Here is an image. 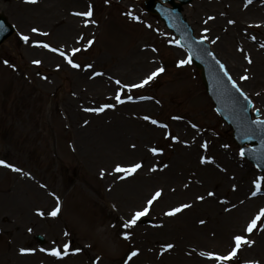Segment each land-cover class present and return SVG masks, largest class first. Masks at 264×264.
Listing matches in <instances>:
<instances>
[{
    "label": "rangeland",
    "instance_id": "1",
    "mask_svg": "<svg viewBox=\"0 0 264 264\" xmlns=\"http://www.w3.org/2000/svg\"><path fill=\"white\" fill-rule=\"evenodd\" d=\"M142 1L119 4L110 0H52L54 5L46 11L37 5L26 6L35 4L27 0H0V12L16 29L0 45V160L21 169L16 172L0 165V264L8 258L11 263L13 252L20 259L40 251L49 254L56 246V235H63L66 229L77 237L75 245L87 251L79 264H124L132 250H138V254L128 264H264V245L258 250L242 245L235 257L225 261L207 255L228 256L235 247V235L252 240L245 228L264 209V180L262 191L256 195L259 203L241 206L243 198L251 195L253 181L264 174L239 155L231 129L215 113L198 72L190 63L179 65L180 60L188 58L186 52L175 44L174 36L156 15L145 12ZM227 1H235L239 13L245 14L247 6L243 3L248 0ZM203 5L202 0H192L184 6L183 15L195 34L207 37L214 52L229 62L231 47L237 42L228 39L225 47L224 43H212L215 32L197 23L214 21L206 16ZM62 7L69 15L92 11L91 17L84 16L81 33L63 31L64 21L58 19ZM247 17L253 23L261 19L260 15ZM230 19L224 17L221 26L235 32L237 24H227ZM33 28L39 31L32 32ZM246 33L245 38L250 36L253 46L264 49L257 27L251 26ZM23 36L29 40L24 41ZM242 38L239 35V40ZM88 40L94 41L90 47H86ZM40 43L60 49L81 67L73 68L58 52ZM73 48L81 51L73 54ZM34 60L41 63L34 64ZM161 67L164 71L147 84L130 87L141 84ZM239 69L243 73L235 80L237 85L264 118L260 78L251 73L246 79L250 85L246 86L240 79L247 76L246 69ZM254 70L264 72L258 67ZM102 86L104 91L96 99L94 92ZM117 92L123 103L116 102ZM105 104L115 105L112 114L118 122L114 125L103 119L107 115L103 113L110 108L101 113L85 111ZM145 116L150 119L145 120ZM152 119L158 123L153 125ZM172 137L187 141L211 158L216 151L226 152V157L218 162L212 158L211 169L199 164L188 172L168 171L162 167L175 154ZM196 140L199 146L194 145ZM205 142L207 149L201 147ZM152 148L162 151L154 154ZM136 163L142 165L136 172L141 174L133 178L139 184L133 182L136 187L123 192L132 178L119 179L121 174L113 169L117 164L129 167ZM186 178L193 182L186 186ZM26 183L40 191L38 200ZM157 190L162 195L149 213L134 227L125 229L123 224L130 215L142 209ZM209 192L215 195L208 196ZM165 193L169 194L163 196ZM42 195L53 197L54 203L45 204ZM199 196L205 199L198 200ZM182 204L191 207L174 216L165 215ZM57 207V216L48 215ZM41 211L44 215L39 214ZM46 218L56 219L58 228L44 226ZM201 220L205 223H199ZM10 221L23 232L15 240ZM258 222L264 223V218ZM220 223H228L225 226L230 229L225 230L224 245L218 246ZM125 233L129 234L127 238ZM35 234L44 237V244L34 240ZM169 243L174 247L164 251ZM21 248L32 251L21 253ZM55 260L58 261L56 256ZM12 262L20 261L15 257Z\"/></svg>",
    "mask_w": 264,
    "mask_h": 264
},
{
    "label": "bare ground",
    "instance_id": "2",
    "mask_svg": "<svg viewBox=\"0 0 264 264\" xmlns=\"http://www.w3.org/2000/svg\"><path fill=\"white\" fill-rule=\"evenodd\" d=\"M65 2H71L72 0H63ZM74 1V0H73ZM112 2H116L119 4H123L125 1L127 0H111ZM204 5L201 7L202 10H206V16L209 15L208 17H212L213 18V22H211L210 24L205 23L207 25V28L216 31L217 33L220 34L221 39L223 42H225L228 39H232L235 42H237L235 45H233L231 48L233 49V54H230V61L227 62L226 59L224 60L223 58H221V60L223 61V63L225 64L227 70L229 71V73L231 74V76L234 78V80L238 81L239 80V76L243 73L239 67H243V69H246L245 72L247 74L248 79H250V75L251 73L255 74L256 78H260L258 79L259 82V86L264 88V72L259 71L258 73H256V71L254 70L255 67L261 68L264 70V49H257L255 46L252 45L251 41L249 38H245V34L247 32V29L252 27H257L258 32L261 34L262 37H264V0H253L251 3H248V7L246 9L245 14H240L238 11V4L235 3V1H230L228 2L227 0H202ZM206 3H205V2ZM48 3V5L46 6V3ZM17 4V3H16ZM26 5V4H25ZM39 6L41 8L44 7V10H50L51 7L54 5L52 0L49 1H43V0H37V2L34 5H26V6ZM46 6V7H45ZM68 13V14H67ZM75 13L78 12H72L69 15V11H67V8L62 7L61 11L58 13V19L59 21H64V28L63 31L64 32H69V31H80L79 33H81L84 29V16L81 15H76ZM255 14H258L261 16V20L257 21L256 23H252L250 22V20L248 19L247 16H251L254 17ZM224 17H229L231 18V21H234L233 24H237V27L235 28V32L233 29H229L227 30V27L225 25H223V27L221 26L222 24V19ZM241 18H243V21L241 22ZM222 18V19H221ZM263 19V20H262ZM245 20V21H244ZM199 23V21L197 22ZM228 24V23H227ZM239 35L244 36V38L239 40ZM225 47V45H224ZM240 49H242V51H240ZM245 56H249L252 60V63L249 64L247 62V60L244 58ZM251 66H253L252 68H250ZM254 76V77H255ZM254 77H253V81H254ZM246 84V86H249L250 84L248 83L249 81H242ZM108 86V85H107ZM105 86H102L98 89L95 90V96L96 99L100 98L101 96V91H104L103 88ZM107 88V87H106ZM109 97H112L109 95ZM115 107H112L110 109H107L103 114L107 113L106 116L103 117L104 121H106L109 125H114L115 122H118V119L115 115L112 114V109ZM102 114V115H103ZM103 123V122H102ZM103 125H105L103 123ZM106 126V125H105ZM135 137H139L138 135H136ZM174 144H175V154L173 156H171V159L167 162L164 163V166L162 167L163 169H168V171H175V170H180V172H182V170H186L188 172V170H190V167H197L198 165H202L199 161L200 158L203 157H209L206 156V154H201L199 151H197V147L193 148L190 145L187 144L186 141H184L181 138H176L174 140ZM226 152L224 151H216L214 154V157L216 159V161H220V159L224 160ZM165 165H167V167H165ZM205 167L207 168H212L213 163H205L204 164ZM206 168V169H207ZM210 171V170H209ZM183 173V172H182ZM141 173H139L138 175H140ZM136 174H134L132 177L128 178V180L130 181L132 178V182L128 183L131 184L129 186H127L126 188L123 189V192L127 191H131L132 189H134L136 186H134L132 183L134 182L135 185L139 184V180L134 181L133 178L135 177ZM137 175V177H138ZM184 184L190 185L191 181L190 179L186 178V180L183 181ZM121 184H123L122 182H119ZM25 187H27L28 189L31 190L32 196L35 200L39 199V195H40V191L35 189L34 186L31 183H26ZM118 193L121 195V197L123 196L122 192L120 190H118ZM169 193H165L163 196L168 195ZM43 198V202H45V204L49 203V204H53L54 203V198L53 197H48L45 195H42ZM245 203L241 206V208L250 206L253 207L254 205H257V203H259V198H251L248 197L246 199H244ZM186 219V218H185ZM48 222L46 224H43L44 226H46L47 228H58V224H55L54 221L56 219H47ZM228 223H220V226L217 227L218 231H217V242L216 244L219 246L220 243L222 245H224L226 237H225V230L230 229L227 228L225 225ZM10 226H11V230H15L13 233V239L15 240V236L21 235L23 234L21 228L18 226V224L16 222L10 221ZM232 226V225H231ZM264 227L262 226V228L256 232V240L251 244V247L253 249H260V247H262L264 245ZM256 230V229H255ZM11 234V232L9 233ZM68 235L70 236V241H72L73 244H68V248L64 249V247H62V242L66 239L65 236H62V234L60 233L59 236L56 235V239L54 242H56V248L57 250H60L62 255H61V260L56 261L55 260V256L49 254H46L44 252H36V253H32L29 254L28 257L26 259H20L16 256L15 252L12 253L11 255V263H9V258L6 259L3 263L1 264H13V260L15 259V257L17 258L18 263L16 264H79V262L83 259H85L87 251L84 248L79 249L78 246L75 245L76 243V239L77 237L73 236V234L71 232H68ZM10 243V239L8 244ZM221 246V245H220ZM264 248V247H263ZM77 249H79V251H77ZM191 249V248H189ZM264 252V251H263ZM26 260V261H25ZM143 263V262H142ZM109 264V263H107ZM241 264V263H238ZM256 264V263H254Z\"/></svg>",
    "mask_w": 264,
    "mask_h": 264
},
{
    "label": "snow or ice",
    "instance_id": "3",
    "mask_svg": "<svg viewBox=\"0 0 264 264\" xmlns=\"http://www.w3.org/2000/svg\"><path fill=\"white\" fill-rule=\"evenodd\" d=\"M27 2H29V3H36L37 0H27ZM248 2L251 3V0H248ZM75 14H76V15H81V16H86V17H91V16H92V11L89 10V11H86V12H84V13H75ZM209 19H213V18H212V17H209ZM205 23H207V21H205ZM228 23H229V24H232V23H234V21L229 20ZM38 31H39V30L36 29V28H33V29H32V32H38ZM204 31L207 32L208 30L205 29ZM41 34H42V35H48V33H41ZM22 38H23V40L26 41V42L29 40V37H28V36H23ZM204 39H207V37H202V38H201V42H203ZM216 39H219V38L217 37ZM253 39H254V38H253ZM169 42L171 43L172 41H169ZM212 42L215 43V40H213ZM93 43H94L93 40H88V41H87V45H86V47H90ZM175 43L179 45V44H180V41H175ZM39 46H42L43 48L49 49L50 51H52V52H54V53L58 52L59 55L63 56V57L65 58V60L67 61V63H68L69 65H71L73 68H80V67H81L80 64L74 62V59H73V58L67 56V55H66L63 51H61L60 49L55 48V47H51V46H50L49 44H47V43H40ZM262 47H264V46H262ZM154 50H155V49H154ZM80 51H81L80 48H73V49H72V53H73V54H75V53H77V52H80ZM240 51H242V49H240ZM209 55H211V53H209ZM244 58L247 60V62H248L249 64L252 63V60H251V58H250L249 56H245ZM213 59H215V57H213ZM5 63H7V61H5ZM33 63L38 65V64L41 63V61H39V60H34ZM189 63H191V56H189L187 59H183V60H180V61H179V65H181V66H183V65H185V64H189ZM216 63L219 65V68L223 71L224 75L227 76L228 80L231 81V83H232V87H233L234 89H236L238 92H240V94H241L242 96H244L245 99L247 100V99H248L247 96H246V95L243 93V91L239 88V86L237 85L236 81L232 80V77L229 75L228 71L226 70L225 65H224L223 63H221L219 60H216ZM86 67L91 68L92 66H91V65H87ZM163 71H164V69H163L162 67H161V68H157L155 71L151 72V74L148 75V76L146 77V79H144V80L141 82V84H139V85L133 84V85H131L130 87H132V88L142 87L144 84H147L149 81L153 80L155 77H157V75H158L159 73H162ZM95 75H101V73H95ZM247 78H248V77H247L246 75H243V76L240 77L241 80H246ZM120 83H121V82H120L119 80L116 81V84L119 85ZM125 87H128V86H125ZM127 99H128V100H131L132 97L129 96V97H127ZM115 100H116V102H117L118 104L124 102V101L121 99V95H120L119 92H117V94H116V96H115ZM112 107H115V105H112V104H105V105H103V106H101V107L85 109V111H90V112H95V113H101V112H104L105 109H107V108H112ZM144 119H145V120H149L150 117L145 116ZM85 123H87V121H85ZM151 123H152L153 125H156L158 122H157L156 120L152 119V120H151ZM253 123L256 124V125H264V120L257 119V120H255V121H253ZM192 126H193V127H196V125H192ZM160 127L167 128V125H160ZM249 138H251V137H249ZM172 139H176V137H172ZM133 147H135V146L133 145ZM201 147L204 148V149H207V147H208L207 142H205L204 144H202ZM224 147H227V145H224ZM151 151H152L154 154H156L157 152L162 151V149L152 148ZM239 155H240L241 157H244V156H245V150H244V149H241L240 152H239ZM199 162H200L201 164H205V163H214V160H213L211 157H203V156H202V157L200 158V161H199ZM0 165H3V166L8 167V168H11L13 171H16V172H20V171H21V169L16 168V167H14V166L11 165V164H7V163H6L5 161H3V160H0ZM141 167H142V165H141L140 163H136V164L131 165V166H129V167H122L121 165L117 164V165L114 167L113 171H114L115 173L121 174V175L118 176L119 179H124L126 176H129V175L135 174V173L137 172V170L140 169ZM165 167H167V165H165ZM152 170L155 171V169H152ZM104 174H105L104 171L101 170V176H103ZM262 180H264V177L258 178L257 180H254V181H253V183H254V185H255V191H252V192H251V195H252V196H256L257 193L261 191V181H262ZM233 190H235V185H233ZM161 195H162V192H161L160 190H157V191L151 196V198L148 199V200L146 201V204H145V206H144L142 209L137 210V211L133 212V213L130 215V218L127 220V222L123 224V227H124L125 229H130V228L134 227V226L137 224V222L140 220L141 217H145V216L149 213L151 206L153 205V203H154L155 201H157V199H158L159 197H161ZM207 195H208V196H213V195H215V194H214L213 192H209ZM197 199H198V200H203V199H205V197H203V196H199V197H197ZM221 202H222V203H225L226 201H221ZM189 207H191V205H189V204H182V205H180V206H178V207L172 208L170 211H168L167 213H165V215H167V216H174V215H176L177 213H180L183 209H185V208H189ZM226 210H227V209H226ZM58 212H59V207H57L56 209H54V210H52L51 212H49L48 215H50V216H52V217H55V216H57ZM39 214H40V215H44V213H43L42 211H41ZM262 218H264V209H260L259 212L257 213V215H256L254 218H252V219L250 220V222L247 224V226H246V228H245V231H246L247 233H249V234L253 233V231H254L255 229H257L258 221H261ZM199 223L204 224L205 221L201 220V221H199ZM29 231H31V229H29ZM124 235H125V238H127L129 234H128V233H125ZM233 240H234V242H235V247H234V248L232 249V251L228 254V256H219V255H215V254H213V253H208L207 255H208L210 258H215V259H218V260H221V261L229 260V259H231L232 257H235V256H236V254H237V250L240 249L242 245H251V244L253 243V241H250V240L247 239V237L244 236V235H235V236L233 237ZM68 247H69V246H68L67 244L64 245V249H67ZM173 247H174V245H172L171 243H169V244H167V245L164 247L163 250L166 251L167 249H171V248H173ZM29 251H32V250H31V249H25V248H21V249H20V252H21V253H26V252H29ZM77 251H79V249H77ZM50 254L53 255V256H56V257H60V256L62 255L61 251H60V250H57V249H55V248L50 250ZM137 254H138V250H132V251H130V253L128 254V260H131L132 257L137 256ZM201 255H204V253H201ZM128 260H126V261L124 262V264H128Z\"/></svg>",
    "mask_w": 264,
    "mask_h": 264
},
{
    "label": "water",
    "instance_id": "4",
    "mask_svg": "<svg viewBox=\"0 0 264 264\" xmlns=\"http://www.w3.org/2000/svg\"><path fill=\"white\" fill-rule=\"evenodd\" d=\"M149 5H152V3H149ZM154 11H158L159 13L161 11H163L162 9H160L159 7H155L153 8ZM172 11H175V9H173ZM163 17L166 19V23H168L170 26L171 25V21L169 19V16H167L166 14L162 13ZM173 19H175V15L172 16ZM0 20L2 22V26L4 27L5 31L2 33V37L0 39V41L5 38L11 31V27L6 23L5 19L3 16H0ZM205 85L207 86V89L209 91L211 90V87L209 85V81L208 79H206L205 77H203ZM221 92L223 94H225L227 96V101L232 102V101H236L237 103L241 104L244 108L241 110V114L243 116V118L246 116V113L248 112V107L246 106V102L244 101V99L236 92V90L233 89L232 84L225 82V84L222 86L221 88ZM226 118H232L231 114L227 111H222L221 112ZM223 116V117H224ZM239 139H241L242 141L247 140L246 136H242ZM249 142H253L252 140H247ZM258 147H263L264 148V139L260 138L258 141L254 142V150H256ZM255 152V151H254Z\"/></svg>",
    "mask_w": 264,
    "mask_h": 264
}]
</instances>
